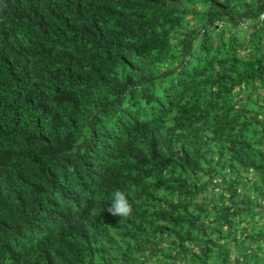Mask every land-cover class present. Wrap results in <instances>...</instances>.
<instances>
[{
  "label": "trees",
  "instance_id": "16d2710c",
  "mask_svg": "<svg viewBox=\"0 0 264 264\" xmlns=\"http://www.w3.org/2000/svg\"><path fill=\"white\" fill-rule=\"evenodd\" d=\"M190 1L192 25L171 8ZM39 2L0 0V264H96L66 222L125 185L101 264H264V0ZM102 121L111 160L50 156L37 132Z\"/></svg>",
  "mask_w": 264,
  "mask_h": 264
},
{
  "label": "clouds",
  "instance_id": "9594fccd",
  "mask_svg": "<svg viewBox=\"0 0 264 264\" xmlns=\"http://www.w3.org/2000/svg\"><path fill=\"white\" fill-rule=\"evenodd\" d=\"M41 1L42 2H39L38 5H36L39 9L47 4V0ZM199 3L200 2L198 1H190L182 3V5L175 4L171 6V8L173 9V13L182 15L184 20L189 21V24L192 25L193 15L197 14L201 10ZM263 13L264 10L260 13V19L264 21ZM215 26H218L217 23ZM0 41L4 44L7 43V40L2 37H0ZM3 48L7 47L2 46L0 43V49ZM1 66L2 64H0V73L3 72L1 71ZM5 66V69L9 68V65L7 66V64H5ZM59 67L61 68L62 66ZM18 75L19 74L14 75L12 80L14 81ZM14 82L23 83L25 81ZM75 84L77 83L75 82L73 85ZM79 89L81 90L80 92L82 94L79 96V98L74 100L73 106L84 108L89 104L93 105V97L95 96L93 90H87L83 92V88ZM158 112L162 113L161 111ZM164 114L168 113L165 112ZM172 119V117H167L164 118L163 122H167ZM106 123V121H102L96 124H89L88 127L81 126L73 130H71V127L61 125L59 126L60 129L53 128L45 132H39L37 130V132L43 137L54 141L58 145L56 148L62 147V149L57 152H50V156L59 157L61 155H67L70 159L75 161H83V159H85V161H99L100 158H108L111 160L113 157H119V150L116 145L110 144V140L105 139L103 133L97 132L96 130L100 129L104 132H108L110 128L114 127L107 126ZM173 130H182L179 123L173 125L172 131ZM6 140L7 139H5V137H2L0 139V143L5 142ZM6 149L7 148L1 150L3 152L6 151ZM155 158L156 157L152 159ZM155 161H158V159H155ZM5 163H7L5 160L1 162L2 165ZM113 164L114 163H111L109 164V167L104 168L108 177V181H113L112 178L114 169L116 167V164ZM138 168L139 166L135 169V172L138 170ZM12 170L19 173L15 167ZM167 173V176L171 175L168 168ZM128 175L130 174H127L126 172L124 173L123 169L118 174L117 180L123 181L129 179L130 177H128ZM128 186L129 185L123 186L125 187L123 191L120 189H113L111 196L108 194H99L100 196H97L96 200H94L95 193L88 190L86 194L88 197H90V204H81L73 210L68 222H66V233L69 234V239L66 238V241L70 243L76 250L80 251L81 260L84 261L86 258L90 259V254L93 253L94 258L91 261L96 264L102 263L105 253L110 250L107 247V242L115 239L118 234L117 231L110 229L109 226H107L106 220H108V216L128 217L131 214V204L134 202V196H131L130 193L126 191ZM212 191H214V189ZM212 191L211 193H213ZM208 194L210 193L205 192L203 197L206 198ZM13 207L14 204L11 205V203L3 202V204L0 205V215L2 214V211L13 209ZM41 258L46 259V257L43 256Z\"/></svg>",
  "mask_w": 264,
  "mask_h": 264
},
{
  "label": "bare ground",
  "instance_id": "6f19581e",
  "mask_svg": "<svg viewBox=\"0 0 264 264\" xmlns=\"http://www.w3.org/2000/svg\"><path fill=\"white\" fill-rule=\"evenodd\" d=\"M164 37H165V36H164ZM151 45H152V43H151ZM159 47H160V46H159ZM168 48H169V47H168ZM154 50H155V49H154ZM168 50H169V49H168ZM169 51H170V50H169ZM160 52H161V51H160ZM162 52H163V51H162ZM135 55H136V54H135ZM130 56H131V55H130ZM133 56H134V55H133ZM162 56H163V54H162ZM135 57H137V56H135ZM142 57H143V56H142ZM144 58H145V57H144ZM138 60H139V59H138ZM140 60H141V59H140ZM140 60H139V61H140ZM145 60H146V59H145ZM145 60H144V61H145ZM135 61H136V60H135ZM144 61H143V62H144ZM146 61H147V60H146ZM160 66H161V65H160ZM169 91H170V90H169ZM146 96H147V95H146ZM150 97H151V96H150ZM150 97H149V98H150ZM153 102H154V100H153ZM165 110H166V109H165ZM160 127H161V126H160ZM164 127H165V126H164ZM158 129H159V128H158ZM142 138H143V137H142ZM1 258H2V257H1ZM2 259H3V258H2ZM0 263H1V262H0Z\"/></svg>",
  "mask_w": 264,
  "mask_h": 264
},
{
  "label": "rangeland",
  "instance_id": "374dc122",
  "mask_svg": "<svg viewBox=\"0 0 264 264\" xmlns=\"http://www.w3.org/2000/svg\"><path fill=\"white\" fill-rule=\"evenodd\" d=\"M260 24H262V23H260ZM215 26V25H214ZM243 256V255H242Z\"/></svg>",
  "mask_w": 264,
  "mask_h": 264
},
{
  "label": "built area",
  "instance_id": "2783aa9c",
  "mask_svg": "<svg viewBox=\"0 0 264 264\" xmlns=\"http://www.w3.org/2000/svg\"><path fill=\"white\" fill-rule=\"evenodd\" d=\"M263 16H264V13H263Z\"/></svg>",
  "mask_w": 264,
  "mask_h": 264
}]
</instances>
